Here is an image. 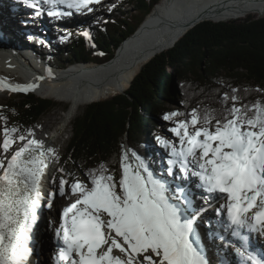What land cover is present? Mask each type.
<instances>
[{"label": "snow or ice", "instance_id": "snow-or-ice-1", "mask_svg": "<svg viewBox=\"0 0 264 264\" xmlns=\"http://www.w3.org/2000/svg\"><path fill=\"white\" fill-rule=\"evenodd\" d=\"M24 2L36 16L46 11L61 18L92 12L101 0ZM36 86L7 85L14 92ZM241 99L232 89L220 98V109L193 108L185 119H177L185 116L179 110L165 113L163 119L174 123L168 131L175 140L156 137L165 152L158 170L150 158L122 146L119 179L101 162L87 171V183L61 176L47 195L44 183L54 149L5 126L0 264H32L35 226L42 208H53L57 193L75 199L60 211L58 225L49 222L57 244L52 264H211L206 240L216 239L225 253L234 252L236 264H264V245L257 249L250 243L252 234L264 238V101L241 104ZM16 141L21 146L7 155ZM193 187L204 193L199 207ZM218 200L224 201L216 209L218 218L205 221L204 213ZM200 225L209 231L202 233Z\"/></svg>", "mask_w": 264, "mask_h": 264}, {"label": "trees", "instance_id": "trees-1", "mask_svg": "<svg viewBox=\"0 0 264 264\" xmlns=\"http://www.w3.org/2000/svg\"><path fill=\"white\" fill-rule=\"evenodd\" d=\"M212 1H179V17L182 19L188 15L183 14L188 4L192 5L194 15L205 10ZM126 2L131 3L135 10L115 4L108 18L105 17L101 23L90 24L94 42L101 49V56L96 54L90 40L75 33H58L51 39L52 57L63 65L76 60L85 62L81 66L92 62L108 63L161 0ZM248 13L262 17L248 15L243 19L221 21ZM263 15L249 10L239 15L199 20L201 22L198 21L194 28H191L192 25L187 27L185 35L183 33L171 46L148 60L123 91L110 95L112 97H93L87 100L95 102L87 104L74 123V135L59 157L57 180L63 176L70 183L74 178L87 183V171L98 167L101 162L114 170L116 179H119L122 146H129L140 155L143 152L147 154L144 147L150 132L160 131L152 125L155 124L153 114L179 110L185 116L177 119H185L193 108L199 107L201 111L205 108L220 109V98L225 92L231 94L232 89L238 90L241 104L255 102L257 99L264 101ZM66 48L71 49V52ZM78 68L80 66H74L64 74ZM174 76L178 78L175 87L179 91L175 93L176 97L169 90ZM102 81L90 82L91 90L101 88ZM62 82L63 79H59L45 86L48 90L58 91L62 89ZM37 95L57 98L55 92L49 91ZM14 100L3 107L2 117L6 118V122L5 119L2 122L4 127H17L21 134L56 105L55 101L29 91L18 93ZM166 104H173L175 110L165 107Z\"/></svg>", "mask_w": 264, "mask_h": 264}, {"label": "bare ground", "instance_id": "bare-ground-1", "mask_svg": "<svg viewBox=\"0 0 264 264\" xmlns=\"http://www.w3.org/2000/svg\"><path fill=\"white\" fill-rule=\"evenodd\" d=\"M10 1L13 3L11 4L9 0H0V39L2 42H4V45H0V80L4 82L3 86H0V89H4V86L7 87L9 84L15 85L6 81L7 79L4 76L5 73L10 78H18V75H16L13 70H8V72H6V67L5 69L3 68L4 65H7L13 69H18L14 67L16 64L14 60H11L10 63H7L8 59H12V57L9 55L19 54L21 57L26 56L29 61L33 63L31 64L28 62V66L31 68L37 66L34 63L37 56L35 55V52H29L30 48L29 46H26L24 41L20 38V32H25L26 36L28 34L32 35L36 33V38L38 37V40L44 42L51 41L50 38L47 39L42 37H44L43 34L51 33L52 30L54 31L51 21L53 19H57L52 17H49V20L51 21L44 18L35 21L32 19L31 22L27 24L23 23L22 25V12L20 9L13 10L12 8L17 4L15 0ZM176 1L183 2V0H161L158 5L156 4L157 6L154 7L153 11L147 15L142 26H140L137 32L125 41L122 47H120V49L117 51L118 53H115L116 55L108 63H101V65L87 63L83 66H80L78 69L69 71V74H64V72L61 71L59 74L61 76L58 79H52L53 76H51L48 79L42 80L41 76L32 75L29 76L26 84H31L33 82L32 79H34L36 82L40 80L46 81L44 85H37L35 89L31 90L37 92V94H42L45 91H49L50 93L55 92L56 97L61 98L62 101H70L71 106L67 110L66 116V121H70L75 113H77L80 105L86 103L90 98L104 96L107 97L117 92L120 93L125 88H127L130 85V82H132L133 77H135L140 68H142L148 60H150L154 55L158 54L162 49L164 50L171 46L173 42L184 33L187 27L191 25L193 27V25L197 24L199 20H202L206 17L223 18L232 15H239L242 13H247L249 10L264 14V0H214L208 5V7H206L205 10L194 15L192 14L193 12L190 13V10L188 9V5L191 4H188L183 13L184 15H188L181 19L178 14L180 13V6ZM18 7L16 6V8ZM58 22L61 26L65 27L66 31H69V34L76 31L80 34L78 36L82 38L84 35H92V32H90L89 29H83L79 27L77 28V26L76 28L73 27V23L70 24L68 19L62 18V20H59ZM56 26L57 25L55 24V27ZM34 27L37 29L35 30ZM85 33H87V35ZM5 43H7V46H14V48H7ZM47 65L50 66L49 69L52 71L53 68L50 62L49 64H45L42 67H47ZM27 72L30 71H26L25 73ZM55 74L56 73H54V75ZM59 79H63L61 85L62 89L55 91L54 89L48 90L46 88L47 86L45 85L47 83L49 84ZM95 80H103V86L101 85V88L93 91L91 90L89 84ZM42 87H44L45 91ZM35 92L34 94H36ZM54 118V116H49L43 122H39L38 124L36 123L34 126L32 125L33 127L30 132L31 134L29 133L26 137L29 139L43 141L45 148H53L52 141L49 140L48 131L52 127L51 124L55 122ZM35 154L38 155L39 153L36 152ZM52 159L53 156L50 158V162ZM198 198L199 196L195 195L196 207H199L200 203H202L201 200H198ZM210 210L211 209L208 211ZM207 213L208 212L204 213L203 219H205V216H207V218L213 217ZM48 215L47 217L50 218ZM203 230L205 234L209 231V229L204 225ZM34 232L35 239L38 243L36 246V252H34L33 256L31 257L32 264H47L49 245L52 244L49 243V239H47L48 234L44 230L43 219L41 216L35 226ZM206 243L211 249L208 253L209 258L213 252V249L217 250L215 245H220V250H218L221 255L220 259L215 260V258L213 259L212 255V264H221L222 261H225L226 264H236V261H231L228 258L229 252L225 253L223 251V242H221L219 239H216L214 242L206 240ZM251 244L257 247L256 243Z\"/></svg>", "mask_w": 264, "mask_h": 264}, {"label": "rangeland", "instance_id": "rangeland-1", "mask_svg": "<svg viewBox=\"0 0 264 264\" xmlns=\"http://www.w3.org/2000/svg\"><path fill=\"white\" fill-rule=\"evenodd\" d=\"M176 2L177 3H181V2H178V1H176ZM115 4L116 5H122V7H124L125 9H130V10L132 9L133 11L135 10L133 8V5L131 3L126 2V0H106L103 4H98V5L93 6V11L92 12H85L83 14H77V16L76 15L74 16V14H73L72 16H66L64 18L68 19V22L70 24L73 23L72 26L75 27V28L77 26V28L78 27L79 28H83V29L86 28V29H89L90 32H93L92 29L90 28V24H92L94 22L101 23V22H103L105 17L108 18L110 12L112 11L113 5H115ZM188 9L190 10V13L193 12L192 5H188ZM248 15L249 16H253V17H262L261 15H258L256 13H251V14L248 13V14H246V15L240 17V18H237V19H243V18L247 17ZM16 27H18V26H16ZM34 29L36 30L37 28L34 27ZM59 30H60V32H65V33L69 32V31H66L64 29H62V30L59 29ZM19 35H20V38L26 44V46H29V48H30L29 52L33 51V52H35V53H37L39 55L38 56V55L35 54L37 56V58H35V62L34 63L37 66H40V65L43 66L45 64H49L50 60L53 63L54 59L52 60V56H51V51L52 50L50 48V45L44 44V46L37 48V47H35L36 38H32L31 40L29 38H26L25 32H20ZM43 35H44V37H42V38H47V39L50 38V40H51L53 37L56 36V33L53 32V30H52L51 33L43 34ZM93 38H94V36L90 37V38H87V39L90 40V42H92L93 49L97 52L96 54L98 56H100L99 52L101 51V49L94 42ZM0 45H4V44L0 41ZM10 47L14 48V46H12V45H10ZM66 50L71 52V49L66 48ZM55 62L58 63V61H55ZM89 62H91V61H89ZM7 63H10V61H8ZM5 67H6V69H5ZM3 68L5 69L6 72H8V70H13L14 73H15V71L20 70L19 68L18 69H13L12 67L7 66V65H4ZM44 68H50V66L47 65V67H44ZM29 75H30V72L24 73L22 75V77L23 78L26 77V78L21 80L22 78L19 75H18V78H15V77L14 78H10L6 73L4 74V76L7 79L6 81H8L10 83H13L15 85L18 84V83L20 85H24V83L26 84L27 79L29 78ZM14 79L18 83H15V82L11 81V80H14ZM32 81L33 82L31 84L40 85V86H42V85H44L46 83V81H42V80L36 82L34 79H32ZM177 84H178V78L176 76H174L173 79H172L171 84L169 85L170 93L174 97H176L175 93L177 91H179L178 89L176 91V87L175 86H177ZM262 89H264V85L262 86ZM17 94H14L13 92L8 91L6 88L5 89H0V116H2L3 107L8 105V104H10V103H12L13 101H15L14 98L17 97ZM37 96L51 99V100H53V101H55L57 103L56 106L51 108L50 111L44 113L43 116L36 123L38 124L39 122H43L49 116H54L55 117L54 118L55 122H53V124H51L52 127L50 129L57 130V131L60 130L61 133H62L61 137L58 138V141H57V144H56V146L59 147V150H58V148L54 149L55 156H53V158H54V160H58L59 157L61 156L62 152L68 146V143H69L71 137H73V135H74V129L73 128H74V123L76 122V119L80 115H82L83 109H85V107L87 106L88 103L80 105L79 109L77 110V113H75V115L71 118V120L70 121L69 120L66 121L67 109H68V107L70 108V106H71L70 101H68V100H63L62 101L61 98H52V97L42 96V95L41 96L37 95ZM110 97H112V96H110ZM106 99H108V98H106ZM165 107L174 109V105L173 104H166ZM165 113H166V110L163 111L162 114L161 113L153 114V118L155 120V124L152 123V125L155 126V127H158V129L160 131L159 132H155L153 130V131L150 132V135H149L148 140L145 143V147H144L146 149L147 154H145V152H143V154H142V155H145V157H148V158H150L152 160L151 154L157 153L159 158H158L157 162L155 163V165L153 163V168L154 169H159V161H160L161 157H165L164 149H162L161 146L157 143L156 137L157 136H173V134L171 132H169L168 129L173 127L174 123L173 122H169V121H165L163 119V116H164ZM2 120L3 119H0V142H2V139H3V128H4ZM169 123H170V125H169ZM34 125H36V124H34ZM32 127H31V129H32ZM148 129H150V128H148ZM26 136H28V135H26ZM20 146H21L20 142L16 141V143L14 144L13 148L11 149V151H14L16 148H18ZM47 239H49V235L47 236Z\"/></svg>", "mask_w": 264, "mask_h": 264}, {"label": "water", "instance_id": "water-1", "mask_svg": "<svg viewBox=\"0 0 264 264\" xmlns=\"http://www.w3.org/2000/svg\"><path fill=\"white\" fill-rule=\"evenodd\" d=\"M237 18H240V17H236V18H235V17H231V18H227V19H225V20H221V19H220V20H221V21H227V20H230V19H235V20H236ZM205 20H206V19H205ZM209 20H211V19H209ZM220 20H212V21H220ZM203 21H204V20H203ZM200 22H201V21H200ZM200 22H198V23H200ZM198 23H197V24H198ZM197 24H195V25H194L193 27H191V28H194ZM189 29H190V28H189ZM189 29H187V31H188ZM187 31H186V32H187ZM184 35H185V33H184ZM184 35H183V36H184ZM174 45H175V43H174ZM9 60H10V59H8L7 62H8ZM16 74L18 75V73H16Z\"/></svg>", "mask_w": 264, "mask_h": 264}]
</instances>
